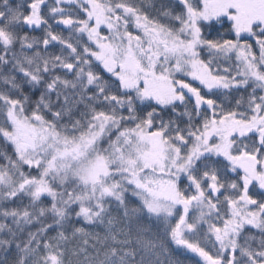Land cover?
I'll return each mask as SVG.
<instances>
[{"label":"snow or ice","instance_id":"6c2138e0","mask_svg":"<svg viewBox=\"0 0 264 264\" xmlns=\"http://www.w3.org/2000/svg\"><path fill=\"white\" fill-rule=\"evenodd\" d=\"M0 264H264V0H0Z\"/></svg>","mask_w":264,"mask_h":264}]
</instances>
